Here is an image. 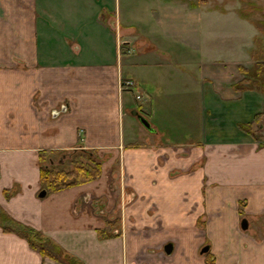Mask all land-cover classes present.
<instances>
[{"label": "crops", "instance_id": "0c3cea01", "mask_svg": "<svg viewBox=\"0 0 264 264\" xmlns=\"http://www.w3.org/2000/svg\"><path fill=\"white\" fill-rule=\"evenodd\" d=\"M124 3L0 0V264H63L17 227L77 264H264V91L233 86L256 60L217 58L202 29L232 19L253 44V18ZM74 149L95 151L100 175L47 191L40 154Z\"/></svg>", "mask_w": 264, "mask_h": 264}, {"label": "trees", "instance_id": "16d2710c", "mask_svg": "<svg viewBox=\"0 0 264 264\" xmlns=\"http://www.w3.org/2000/svg\"><path fill=\"white\" fill-rule=\"evenodd\" d=\"M253 23L255 24V21ZM262 32L264 33V30ZM255 40L260 48L261 43L259 42V38H255ZM258 53L259 59H255L256 62L253 67H238L239 72L244 77L240 82L233 84L235 89L257 88L264 91V51L259 49ZM242 128L245 129L246 127ZM249 130L250 128H247V132L254 139L263 141L261 136ZM52 155V153L43 152L39 156L40 182L47 191H58L70 186L84 184L93 181L100 175V159L96 156L95 151L74 149L58 156L59 159H54ZM83 159L85 161H82ZM66 162L72 164L71 168H65L68 165ZM5 230H10V228L5 227ZM17 231L22 233L30 246L36 249L42 256L50 257L63 264H77L75 259L61 252L57 246L43 237L38 231L28 227H17ZM206 264H213L212 259H208Z\"/></svg>", "mask_w": 264, "mask_h": 264}, {"label": "rangeland", "instance_id": "374dc122", "mask_svg": "<svg viewBox=\"0 0 264 264\" xmlns=\"http://www.w3.org/2000/svg\"><path fill=\"white\" fill-rule=\"evenodd\" d=\"M124 1L125 0H119L118 4L117 0V7L120 6V9L123 10L125 4ZM190 2L196 4L197 7H202V9H212L213 11L217 12H226L227 10L228 12H234L235 16L244 15L247 18L252 17L253 19H251L255 21L256 24L255 25L254 23H252L255 27V31L257 32L256 38H259V42L261 43V45H264V33L262 32V30H264V0H181V3L185 6H188ZM250 26L251 28H253L252 25ZM205 27L209 28L213 33V38H208L207 45L209 49H212V54L217 58L229 59L232 58L231 54H234L235 58H237L239 62L242 63L248 62L247 59H259L258 54L260 52L258 53L257 50V41L254 40L253 44L252 41L250 42V44H248V42L247 44L243 43L242 36L244 35V30L240 28V24L238 26L237 23H235L232 19H224L223 17H214V19L208 18L207 21H204L202 23V29ZM248 35L249 33H247L246 36ZM228 36L230 37L225 39ZM247 39L249 40V36L247 37ZM234 43L240 44L239 49L233 50L231 52L232 48L235 47ZM239 52L245 54L244 57H237L236 55H238ZM129 93L131 99L133 97L135 98V94L133 95L131 92ZM130 118L132 117H130L129 115L126 116L122 120V123H126ZM96 156L98 157V159H102L101 157H99V155L96 154ZM82 161H85V159H83ZM66 163L68 164V162ZM71 166L72 164H68L65 166V168H71Z\"/></svg>", "mask_w": 264, "mask_h": 264}, {"label": "water", "instance_id": "95a60500", "mask_svg": "<svg viewBox=\"0 0 264 264\" xmlns=\"http://www.w3.org/2000/svg\"><path fill=\"white\" fill-rule=\"evenodd\" d=\"M131 115H133L134 117L137 118L138 122L145 128L147 129L148 131H153V128L151 127L149 121L147 120V118L145 116H143L142 114H140L136 109H133L131 112ZM45 195V190H42L40 193H39V196H44ZM241 228L243 230H245L247 228V221L245 219H243L241 221ZM171 244H167L165 245L164 247V251L166 254H169L171 252ZM208 250V247H204L201 252H206Z\"/></svg>", "mask_w": 264, "mask_h": 264}, {"label": "built area", "instance_id": "2783aa9c", "mask_svg": "<svg viewBox=\"0 0 264 264\" xmlns=\"http://www.w3.org/2000/svg\"><path fill=\"white\" fill-rule=\"evenodd\" d=\"M134 87H135V84L131 80H123L119 82V91L132 90ZM134 96L136 100L141 99L139 94H135Z\"/></svg>", "mask_w": 264, "mask_h": 264}]
</instances>
